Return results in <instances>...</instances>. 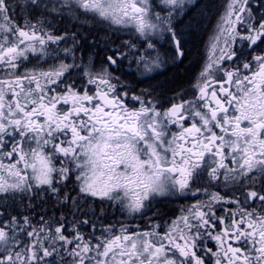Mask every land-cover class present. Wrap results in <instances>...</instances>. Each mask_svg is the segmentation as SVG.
<instances>
[{"label":"snow or ice","instance_id":"6c2138e0","mask_svg":"<svg viewBox=\"0 0 264 264\" xmlns=\"http://www.w3.org/2000/svg\"><path fill=\"white\" fill-rule=\"evenodd\" d=\"M202 4L0 0V264H264V0L154 84Z\"/></svg>","mask_w":264,"mask_h":264},{"label":"flooded vegetation","instance_id":"af4514ba","mask_svg":"<svg viewBox=\"0 0 264 264\" xmlns=\"http://www.w3.org/2000/svg\"><path fill=\"white\" fill-rule=\"evenodd\" d=\"M223 0H203L202 7L206 8V11L203 15H196V28L195 34L189 38L190 42L188 44L189 49V57L184 61L183 64L176 66H169V68L165 69V75L160 76L157 81H154V84L163 85L164 88L170 87H188L189 83L194 79V75L198 69V61L202 53L204 52V46L208 41L213 27L216 23V16L219 11H221V5ZM187 19V18H186ZM178 68L188 69L190 71L191 76L184 82L168 85L172 78L174 71ZM175 81V80H174ZM140 87H144V85H140ZM170 94V93H169ZM179 203H171L165 207V211L171 214L173 211L178 209Z\"/></svg>","mask_w":264,"mask_h":264},{"label":"trees","instance_id":"16d2710c","mask_svg":"<svg viewBox=\"0 0 264 264\" xmlns=\"http://www.w3.org/2000/svg\"><path fill=\"white\" fill-rule=\"evenodd\" d=\"M191 76L188 69L178 68L171 76L172 81L168 85H175L186 81ZM175 80V81H174Z\"/></svg>","mask_w":264,"mask_h":264}]
</instances>
